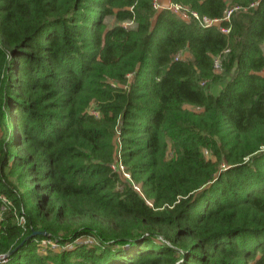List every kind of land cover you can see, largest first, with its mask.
<instances>
[{
	"label": "trees",
	"instance_id": "trees-1",
	"mask_svg": "<svg viewBox=\"0 0 264 264\" xmlns=\"http://www.w3.org/2000/svg\"><path fill=\"white\" fill-rule=\"evenodd\" d=\"M170 1L221 18L255 0ZM219 24L0 0V264H264V0Z\"/></svg>",
	"mask_w": 264,
	"mask_h": 264
},
{
	"label": "built area",
	"instance_id": "built-area-1",
	"mask_svg": "<svg viewBox=\"0 0 264 264\" xmlns=\"http://www.w3.org/2000/svg\"><path fill=\"white\" fill-rule=\"evenodd\" d=\"M258 1H260V0H255V1L251 2L247 6H240V5L228 6L224 10L223 17H221V18H209L207 16H201V15L198 14V12H196L194 10H191L188 6H186V5L182 4V3L169 2L170 3L169 9H171L172 12H174L175 15H177L178 17H180L181 19H183L185 21H189V20L194 19V20H196L199 23V25L201 27H210L212 25H217L222 33H228L229 32V27L220 25L219 23L221 21H229L230 16H231V14L234 11H239V10L245 11V10H248L249 8L255 7L257 5ZM153 7L155 9L158 8V6H156L154 1H153ZM180 54L181 53H178L176 55V57L182 58L180 56ZM214 65H215L216 69L219 67V59L218 58L215 59ZM119 147H120V145H119ZM111 166H112V168L114 170L117 171L118 174L124 176L128 181H130V183L132 184V186H133V188L135 190L140 192L139 186L137 184H135L131 180L130 174L125 169L124 165L122 164V162L120 160L119 153H117V155H116V157H115V159H114V161H113ZM11 205H12V203H11L10 199L7 197V195L0 192V219L2 218V215L4 214V212H6L7 209H9V207ZM15 219L17 220L18 224H20L21 226H24V224H25V216L23 214V210H21L20 212H17V211L15 212ZM40 241L46 242L47 244H51V246L53 247V248H50V247H47V245L46 246L43 245V249L46 252L48 250H51V249L55 250V249H59L60 248L58 242H56L53 239L43 238V239L39 240V242ZM77 242H81V241H77Z\"/></svg>",
	"mask_w": 264,
	"mask_h": 264
},
{
	"label": "rangeland",
	"instance_id": "rangeland-1",
	"mask_svg": "<svg viewBox=\"0 0 264 264\" xmlns=\"http://www.w3.org/2000/svg\"><path fill=\"white\" fill-rule=\"evenodd\" d=\"M154 1V3L156 4V6H158V8L157 9H155V11H159V10H162V9H168L169 11H171L172 12V10L171 9H169V7H170V3L169 2H171V1H169L168 3H166L165 5H162V4H160V1L159 0H153ZM172 13H174V12H172ZM177 16V15H176ZM178 17V16H177ZM180 18V17H179ZM181 19V18H180ZM183 20V19H182ZM124 25H130V22H124ZM180 56L182 57V58H186V57H189V53H188V51L187 50H183L182 52H181V54H180ZM115 139H116V137H115ZM116 145H117V147L119 146V141L118 140H116ZM205 154L208 156L209 154L207 153V152H205ZM121 178H123V179H126L124 176H122L121 175ZM77 241H81V242H78V243H85V244H92V240H90V239H88V238H80V239H78ZM77 241L76 242H73V243H67V244H65V245H67L66 247H65V249H72V248H74V246H75V244L77 243ZM43 245L44 246H46L47 245V247H50V248H53L52 246H51V244H47L46 242H42V241H37V244H36V247H37V251L40 253V254H46L47 252L46 251H44V249H43ZM42 246V247H41ZM52 250V252H59V249H55V250H53V249H51Z\"/></svg>",
	"mask_w": 264,
	"mask_h": 264
},
{
	"label": "water",
	"instance_id": "water-1",
	"mask_svg": "<svg viewBox=\"0 0 264 264\" xmlns=\"http://www.w3.org/2000/svg\"><path fill=\"white\" fill-rule=\"evenodd\" d=\"M37 235H42L43 236V235H46V233L44 231H41V230H32L31 233L29 234V236L25 238V240L28 239V238H33V237H35ZM22 243H23V241L21 243H19V245H17L15 248H13L10 251V253L14 252L20 245H22Z\"/></svg>",
	"mask_w": 264,
	"mask_h": 264
},
{
	"label": "crops",
	"instance_id": "crops-1",
	"mask_svg": "<svg viewBox=\"0 0 264 264\" xmlns=\"http://www.w3.org/2000/svg\"><path fill=\"white\" fill-rule=\"evenodd\" d=\"M160 4L165 5L166 3H168L170 0H159Z\"/></svg>",
	"mask_w": 264,
	"mask_h": 264
}]
</instances>
